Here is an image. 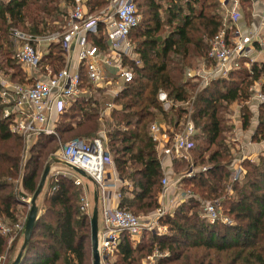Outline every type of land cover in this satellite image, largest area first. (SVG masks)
I'll list each match as a JSON object with an SVG mask.
<instances>
[{
  "label": "trees",
  "instance_id": "1",
  "mask_svg": "<svg viewBox=\"0 0 264 264\" xmlns=\"http://www.w3.org/2000/svg\"><path fill=\"white\" fill-rule=\"evenodd\" d=\"M239 1L244 7V19L250 21L252 1ZM134 3L142 17L128 38H133V50L140 65L129 62L134 78L123 82L114 99L123 105L111 112L114 129L107 134V148L115 171L119 179L127 182L120 189L119 206L128 211L134 207L154 210L159 206L163 173L156 143L149 135L151 122L160 118L163 125L176 129L186 113L183 108L163 112L157 94L162 90L176 103H191V92L196 85L186 78L187 69L198 59L210 64L209 42L224 18L220 0H134ZM73 5L74 0L0 1V71L8 68L14 72L16 68L12 30L43 36L53 33L55 24H60L62 31L67 10ZM106 5V0H85L89 12H98ZM90 40L106 49L107 43L101 34ZM51 48L57 49L58 55L49 52L45 60L46 66L55 73L63 68L64 51L59 44ZM5 74L12 81L18 75ZM80 76L82 88L90 85L83 68ZM261 78H264V65L255 63L249 70L242 66L226 79L211 81L196 93L191 117L197 133L192 139L190 154L194 165L206 167L207 171L182 179L181 185L202 199L217 201L232 224L208 223L198 213L199 200L188 199L160 220L170 232L153 237L148 245L149 251L153 245L161 252L168 251L158 264H264V150L257 165L250 164V159L243 160L244 180L239 182L232 180L233 158L229 148L221 143L222 134L232 129L224 118L227 106L250 98L249 86ZM90 103L88 94L76 98L70 112L60 116L65 121L56 126L57 134L84 140L94 138L99 114L94 107L89 108ZM91 104L99 106L96 101ZM244 111L242 129L246 130L250 127L251 111L248 107ZM11 124V118L4 117L0 101V218L7 224L17 222V206L22 204L25 193H34L49 143L41 141V136L26 151L22 138L11 131ZM258 140H264L262 106L258 107L252 142ZM185 164L173 160L174 172ZM18 181L25 193L18 192L19 197L15 199L9 190ZM81 196L68 177L58 175L52 179L41 202L43 212L36 219L19 264H90L85 243L89 229L91 240V226L88 215L79 210ZM21 238L22 235L18 236L14 242ZM8 240L9 236L0 234V260L8 251ZM145 246L132 247L129 235L122 233L116 250L121 264H134L135 254Z\"/></svg>",
  "mask_w": 264,
  "mask_h": 264
},
{
  "label": "built area",
  "instance_id": "2",
  "mask_svg": "<svg viewBox=\"0 0 264 264\" xmlns=\"http://www.w3.org/2000/svg\"><path fill=\"white\" fill-rule=\"evenodd\" d=\"M106 1L107 5L100 11L89 12L85 0H74L62 31L31 36L17 29L12 30L11 38L16 44L15 58L26 71L27 83L21 85L0 79V101L4 117L12 120L11 131L22 138L26 151L40 136H57V116L66 105L69 106L68 101L73 102L87 93L81 87V68L91 85L102 83L105 67L116 69V76L123 82H130L134 78L133 72L127 70L122 61L103 54L104 49L90 40L101 34L109 52L115 51L116 44L127 39L141 21L134 0ZM220 2L224 18L221 28L209 42L207 58L210 64L202 63L196 72H187V77L198 82L199 88L206 87L213 80L228 78L232 71H238L242 66L249 70L255 63L264 65V8L258 11L253 6L252 25L241 17L237 0ZM53 44H59L64 51V66L55 73L49 67L42 70L39 50L41 46ZM131 56L135 65L139 66V59L135 55ZM250 90L254 92L251 99H254L257 107H264V86L256 83ZM157 100L163 112L181 105L162 90L158 92ZM189 104L185 103L186 106ZM196 133L189 108H186L176 129L158 122L149 126V135L156 143L163 176L159 206L146 220L122 209L118 204L114 205L113 201L119 202L121 195H111L109 192L114 182L108 179L107 167L111 168L113 163L104 136L99 135L91 140L75 138L63 145L57 158L82 170L101 196L102 222L101 228H98L100 258L117 250L122 233L135 237L145 231L165 230L164 226L159 225L163 217L188 199L199 200L191 190L181 185L182 179L193 178L198 172L207 171L206 167L197 168L190 154ZM244 159L243 155L235 156L231 165L233 181L240 179L243 173L241 162ZM166 160L172 165L173 160L184 162L188 168L183 174L171 175L166 169ZM70 175L76 176L73 180L75 186L82 185L83 178L71 170ZM79 210L83 214H90L91 205L84 196L80 198ZM201 211V218L210 224H232L230 218L222 213L217 201L202 202ZM23 229L24 222L7 224L0 218V234L9 236L11 241L22 235Z\"/></svg>",
  "mask_w": 264,
  "mask_h": 264
},
{
  "label": "rangeland",
  "instance_id": "3",
  "mask_svg": "<svg viewBox=\"0 0 264 264\" xmlns=\"http://www.w3.org/2000/svg\"><path fill=\"white\" fill-rule=\"evenodd\" d=\"M237 1H238V6H239L238 7L239 13H240L241 17H243V20H245L244 17H246V15H245V12L243 10L244 7H243V5H241L239 0H237ZM62 6H63V4H62ZM70 9L71 8H69L67 10L68 13H69ZM138 11H139L140 17H142L140 8H138ZM68 13H67V15H68ZM66 19H67V17H65V21H66ZM60 27H61L60 24H57V25L55 24L54 32L61 31ZM62 29H63V27H62ZM12 42L14 44V49L16 50V44L13 40H12ZM133 45H134L133 38L127 37V39L120 41L119 43L116 44V46L114 48L115 51L111 50L109 52V50L107 49V44H106V49L103 50V54L104 53L109 54V57H115L116 59H119L120 61H122V64L128 70L129 69V67H128L129 62H134V60H132V56H131V55H135L134 50H133L134 49ZM52 46L53 45L41 46L39 48V50L41 52L42 70H47L48 69L47 67H49V66H46L48 61L45 60V56L49 52H51L53 55L54 54L58 55V50L51 48ZM1 60H2V58L0 57V62H1ZM205 62L206 61H204L203 59L195 60L192 63L191 67H189L187 70L188 71L191 70L192 72H196L199 65H201L202 63H205ZM13 65L16 66V68H15L16 70L14 69L13 70L14 72H12V70H10L8 68H4L3 72L0 71V79L6 80V81H11L12 83H15V84H21V85L26 84L27 83L26 71L23 70V68L21 67V65L19 63H17V61ZM0 66H1V63H0ZM49 69L51 70L50 67H49ZM5 72L6 73L9 72L10 74L15 73L18 75H15V79H14V81H12V80H10V76H7V74H5ZM116 72H117L116 69H113L110 67H105L104 77H103L102 83H100L98 85H91V84L87 85L86 84L84 87V90L87 91L86 94H88V96H90L91 103L96 101L99 104V106L92 105L91 103L89 104V108L94 107L93 109H97V112L99 114L97 122H96V123H98V129L96 130L93 137L102 135L105 137L106 143L108 141L107 134L109 132L113 131V129H114L113 121L111 120V112L113 110L121 109L122 105H123L122 102L118 103V102L114 101V99L117 97V95L120 92V89L123 85L122 79H120L119 77L116 76L117 75ZM187 72H186V78L190 79L191 83L196 85L195 89L191 92V95H192L191 103L187 106L185 104H181L180 106H177L176 108H183V109L189 108L191 113H192L194 97H195L196 93L201 88H199L198 82H195L193 79L187 77ZM21 73L23 74L22 76H21ZM31 81H29V82L31 83ZM259 81H261V80H259ZM259 81H257V83ZM29 84H27V85H29ZM255 84H256V82L254 84L250 85L249 89H251L253 86L255 87ZM250 92H251V90H250ZM253 93L254 92H251L250 98L248 97V99L246 101L235 102L233 104H229L225 110L224 118L228 120L227 125H229L232 129L229 131V133L224 132L222 134L223 140H221V143L224 144V146L229 148L231 156L233 158L232 162H233L235 156L238 155V153H240V149H239L240 146L238 145L240 143L233 141L236 137V135H235V133H236L235 132V124L237 123V125L240 126V128H242L241 114L245 113L244 108L247 109V107L251 111V112H249L250 127L245 130L247 133L245 135H248V137H246V138L251 137L250 140L252 142V137L254 134V130L252 129V126L258 122V107H257L254 99L253 98L251 99V96ZM70 106L66 105V108L57 116V118H56L57 119V123H56L57 125H58V123L59 124L64 123L65 119L63 117L60 118V116L62 115L63 112L69 113L70 112L69 111ZM159 119L152 121L151 124L155 123V122H158V123L163 122V119H160V120ZM241 135H243V134H241ZM240 137H242V136H240ZM75 138H79V137H74L72 135L71 136L70 135H60V134H57V136H53V137H48V136L41 137V139H40L41 141L45 142V140H46L49 143H47L46 149L44 151V157L42 159L43 165H42V169L40 170V172L38 174V178L36 180L37 182L42 175L45 164L47 162H49L51 159L57 158V155L60 152L63 145L66 144L67 142H69L71 139H75ZM80 139H82V138H80ZM261 142H264V140H262V141L258 140V141L252 142L254 145L253 148L255 151V155L252 159H250V161H249L250 164H253V165L259 164V161H260L259 158H260L261 153L263 152L262 147L260 146ZM111 160H112V158H111ZM187 168H188V166L185 164V165L181 166L178 169V171H175V173L177 175L183 174L187 170ZM241 168L243 171L244 168L242 166H241ZM107 171L110 172L111 168L107 167ZM58 175H60V176L70 175V170L63 165L52 164L51 168H50L49 176H48L46 184H45L46 191H47V187H49V185L51 184L52 179ZM18 178H20V177H18ZM242 180H244L243 173H242V175L238 181L240 182ZM18 183H19V181H18ZM18 183L14 182V184H13L14 186L9 190L10 192H12V195H14L15 199H18V197H19V195H17L18 192L21 194V191H20L21 189L17 186ZM128 187L132 189V186L130 184ZM185 189H189V188H185ZM189 190H191V189H189ZM192 193L199 199L200 209H199L198 213L200 214V217H201L202 202L211 201V200L202 199L199 195L195 194L193 191H192ZM44 194H45V190L42 192L39 199H43ZM32 195H33L32 193H26L25 199H24V201L26 202L25 206H22V204H18V206H17V213H16L17 221L20 223H23L26 220V216L28 213V204L30 202ZM126 196H128V194ZM38 201H39L38 202L39 204H37V205H38V215H39L43 212V209H42L43 205L40 202L42 200H38ZM134 206H138V204H136ZM129 210L132 214L136 215L138 218H141L142 220H146L148 218V216L155 209L153 210L152 208H149V209H139L138 210V209H135V207H134V208H130ZM91 213H92V210L90 211V214L88 215V222L90 221ZM88 225H89V223H88ZM159 225L164 226L165 230L159 231L158 229H155L152 231H145L141 235H138L135 237L129 236V240H130L132 247L138 249L139 247H144L146 245L145 246L146 248L144 250L135 254V256H134L135 257V263L134 264H158L159 259H162L169 254L168 251H164V252L159 251L158 247L156 245H153L152 250L149 251L148 245H149V243H151V241H153V237L167 235L170 232L166 225H163L160 222H159ZM98 226L99 227L101 226V213L100 212L98 214ZM86 236H87V240L85 243L86 256L90 260V264H92L90 229H89L88 233L86 234ZM14 241L15 240L11 241V238H10V240H8V243H7L8 244L7 245L8 251L5 252L4 256L0 260V264H10L15 259V257L17 256L19 249L21 247V244H22V238L19 239L17 241V243H15ZM101 262H102V264H121V257H120V255H118L117 251H114L110 254L102 256Z\"/></svg>",
  "mask_w": 264,
  "mask_h": 264
},
{
  "label": "water",
  "instance_id": "4",
  "mask_svg": "<svg viewBox=\"0 0 264 264\" xmlns=\"http://www.w3.org/2000/svg\"><path fill=\"white\" fill-rule=\"evenodd\" d=\"M52 164H60L65 167H67L69 170L80 176L81 178L88 179L86 174L80 170L79 168L72 166L61 159L53 158L49 162H47L44 166L42 175L39 179V182L37 184V187L30 199V202L28 204V213L26 216V220L24 222V229L22 233V244L19 249V252L15 259L10 264H19L21 257L23 255V252L28 245L32 232L35 227L36 219L38 218V207H37V201L40 195L42 194L47 178L50 173V168ZM98 193V192H97ZM95 193L94 200H93V208L92 213L90 217V226H91V252H92V264H102L100 254L98 251V194ZM26 204V202H24Z\"/></svg>",
  "mask_w": 264,
  "mask_h": 264
},
{
  "label": "crops",
  "instance_id": "5",
  "mask_svg": "<svg viewBox=\"0 0 264 264\" xmlns=\"http://www.w3.org/2000/svg\"><path fill=\"white\" fill-rule=\"evenodd\" d=\"M252 1H253L254 9L259 11V10L264 8V0H252ZM247 21H249V20H247ZM247 23L248 24H252V25L254 24V22L252 21V17H251L250 21L247 22ZM135 56H136V54H135ZM260 80L261 81H259L258 84L263 86L264 85V78H261ZM68 104L70 106L72 104V101H68ZM159 123L161 125H163L162 122H159ZM256 125H257V123H255V125L252 126L253 130L255 129ZM235 132H236L235 133L236 137H235V139L233 141L240 143V144H238L240 146L239 147L240 153H238V155H243L245 157V159H252L254 157V155H255V151H254V148H253L254 145H253V143L250 140L251 137L250 138H246V137H248V135H245V134H247L246 131L243 130L242 128H240V126H238L237 123L235 124ZM241 134H243V135H241ZM240 136H242V137H240ZM260 146L262 147V150H264V142H261ZM165 165H166V169L168 170V172H171V175H176L177 176V174H175V172H174L173 165L171 164V162L169 160H166ZM108 173H109V175H108L109 181L110 182H114V185L112 184V187L109 189V192L111 193V195H113V193H120V189L123 186L127 185V182L122 181L121 179H119V177H118V175H117V173L115 171L114 165L111 167V171L108 172ZM65 176L68 177L69 179H71L72 181L74 180V178H76V176H73V175H65ZM17 186L21 189L20 190L21 193L24 194L25 192H24V190H23V188L21 186V183H18ZM44 188H45L44 190L46 191V187H44ZM77 188L81 191L82 196H84L90 202L91 210H92L94 195H95V193L98 192V190L95 187V185L90 180L83 178L82 179V185L77 187ZM100 197H101L100 194H98V214H99V212L101 213V207H102L101 201H100ZM39 198H38V200H42V199H39ZM24 199L25 198H21V203L22 204H25L24 203L25 202ZM38 202L39 201H37V204H39ZM40 202H42V201H40ZM119 202L118 201H113L114 205H117V204L119 205L120 204ZM37 207H38V205H37ZM98 228H101V226L100 227L98 226Z\"/></svg>",
  "mask_w": 264,
  "mask_h": 264
}]
</instances>
